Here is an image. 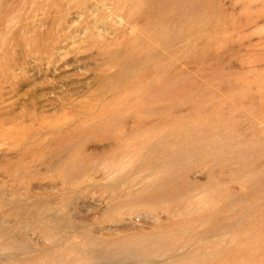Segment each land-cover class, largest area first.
<instances>
[{
    "label": "rangeland",
    "instance_id": "rangeland-1",
    "mask_svg": "<svg viewBox=\"0 0 264 264\" xmlns=\"http://www.w3.org/2000/svg\"><path fill=\"white\" fill-rule=\"evenodd\" d=\"M0 264H264V0H0Z\"/></svg>",
    "mask_w": 264,
    "mask_h": 264
}]
</instances>
